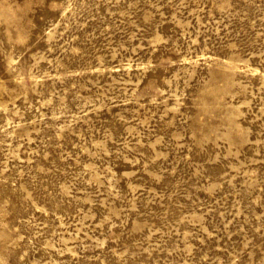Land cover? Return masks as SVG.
<instances>
[{
	"label": "rangeland",
	"instance_id": "374dc122",
	"mask_svg": "<svg viewBox=\"0 0 264 264\" xmlns=\"http://www.w3.org/2000/svg\"><path fill=\"white\" fill-rule=\"evenodd\" d=\"M0 264H264V0H0Z\"/></svg>",
	"mask_w": 264,
	"mask_h": 264
}]
</instances>
